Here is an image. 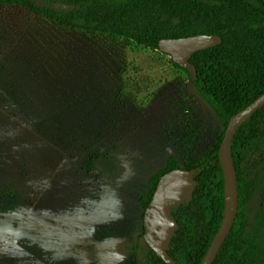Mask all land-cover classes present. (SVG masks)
<instances>
[{
  "label": "trees",
  "instance_id": "trees-1",
  "mask_svg": "<svg viewBox=\"0 0 264 264\" xmlns=\"http://www.w3.org/2000/svg\"><path fill=\"white\" fill-rule=\"evenodd\" d=\"M0 5L152 50L164 39L220 36V44L192 56L197 79L191 83L225 130L234 115L264 94V0H0ZM223 139L224 134L203 162L185 169L193 195L167 203L176 228L165 240L159 237L164 223L150 203L161 176L182 169L178 159L170 156L167 167L150 179V191L139 199L143 231L131 248L138 264L203 262L226 210ZM232 157L239 207L213 264H264V107L238 127Z\"/></svg>",
  "mask_w": 264,
  "mask_h": 264
},
{
  "label": "rangeland",
  "instance_id": "rangeland-1",
  "mask_svg": "<svg viewBox=\"0 0 264 264\" xmlns=\"http://www.w3.org/2000/svg\"><path fill=\"white\" fill-rule=\"evenodd\" d=\"M3 8L0 5V19L6 14ZM22 13L29 15L20 10L17 16ZM34 21H38L42 31L55 29L58 41L72 42L71 49L66 46L59 50L64 58H58L57 69L60 75L59 70L69 72L71 65L73 72L84 73L82 77L80 74L73 77L72 84L81 86L85 92L73 105L75 117L78 121L83 119L85 124L0 127V139H16L21 154L3 157L0 149V264H32L33 203L39 191L33 189V151L26 145L31 139L55 138L59 144L70 137L83 140L95 134L103 138L101 147L94 151L96 154L109 153L110 144L117 147L120 165L116 164V170L110 175L120 182V187L114 197L119 199L122 212L140 210L143 228V212L133 203L150 191V179L167 167L172 155L182 169L203 162L226 131L189 76L170 56L127 39L72 30L54 22L48 24L41 16ZM62 80L58 76L56 85L63 86ZM107 138L113 140L107 141ZM67 181L64 168L52 186L42 191L43 209L49 207L56 193H65L58 184ZM118 224L130 234L141 222L137 219ZM68 264L79 263L69 261ZM119 264L138 262L131 256Z\"/></svg>",
  "mask_w": 264,
  "mask_h": 264
},
{
  "label": "crops",
  "instance_id": "crops-1",
  "mask_svg": "<svg viewBox=\"0 0 264 264\" xmlns=\"http://www.w3.org/2000/svg\"><path fill=\"white\" fill-rule=\"evenodd\" d=\"M3 6L6 14L0 19V127L84 125L83 119L75 117L73 105L85 92L72 84L73 77L84 73L73 72L71 65L69 72L59 70L60 75L57 69L58 58H64L59 50L66 46L71 49L72 42L58 41L55 29L42 31L34 21L41 15L21 7ZM20 10L29 15L17 16ZM41 17L48 24L53 22ZM68 36L71 38V33ZM58 76L64 78L63 86L56 85ZM100 137H70L59 144L55 138L45 137L27 142L33 151V189L39 191L33 203L32 264H119L131 256L136 258L131 248L143 230L142 213L137 208L134 213L121 211L119 199L114 197L120 182L110 175L120 163L119 149L110 144L109 153L96 154L94 151L103 141ZM19 144L16 139L1 138L2 156L20 157ZM64 168L68 181L58 184V188L65 193H56L49 207L43 209L42 191L52 186ZM139 199L133 206L141 209ZM137 219L141 224L130 234L118 224Z\"/></svg>",
  "mask_w": 264,
  "mask_h": 264
},
{
  "label": "water",
  "instance_id": "water-1",
  "mask_svg": "<svg viewBox=\"0 0 264 264\" xmlns=\"http://www.w3.org/2000/svg\"><path fill=\"white\" fill-rule=\"evenodd\" d=\"M222 38L217 35H198L180 39H164L159 44L158 51L171 57L173 63L189 73L191 81L197 79V70L190 62L192 56L199 51L220 44ZM264 107V94L250 104L247 108L234 115L224 134L219 150V159L223 169L226 183V210L223 222L211 243V246L201 264H213L221 247L230 234L237 217L239 207V194L236 170L232 157V143L238 127L254 113ZM185 169H176L161 176L150 207L163 221L164 226L161 240L171 237L176 228L170 219L168 202L179 201L182 197L189 198L193 195V187L185 177ZM229 188V194L227 189Z\"/></svg>",
  "mask_w": 264,
  "mask_h": 264
},
{
  "label": "bare ground",
  "instance_id": "bare-ground-1",
  "mask_svg": "<svg viewBox=\"0 0 264 264\" xmlns=\"http://www.w3.org/2000/svg\"><path fill=\"white\" fill-rule=\"evenodd\" d=\"M227 192H228V194H229V188L227 189Z\"/></svg>",
  "mask_w": 264,
  "mask_h": 264
}]
</instances>
